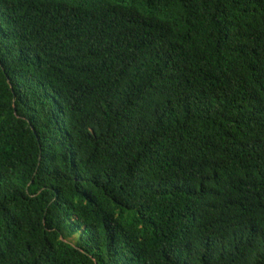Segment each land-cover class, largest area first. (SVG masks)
<instances>
[{"label": "trees", "instance_id": "trees-1", "mask_svg": "<svg viewBox=\"0 0 264 264\" xmlns=\"http://www.w3.org/2000/svg\"><path fill=\"white\" fill-rule=\"evenodd\" d=\"M0 264H264V0H0Z\"/></svg>", "mask_w": 264, "mask_h": 264}]
</instances>
